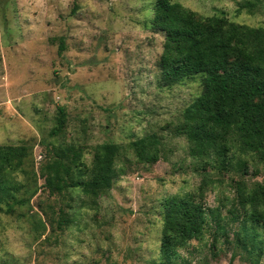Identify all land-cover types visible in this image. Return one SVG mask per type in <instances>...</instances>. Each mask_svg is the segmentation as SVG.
Wrapping results in <instances>:
<instances>
[{
    "label": "rangeland",
    "instance_id": "1",
    "mask_svg": "<svg viewBox=\"0 0 264 264\" xmlns=\"http://www.w3.org/2000/svg\"><path fill=\"white\" fill-rule=\"evenodd\" d=\"M155 1L0 0V145L29 148L25 173L14 174L17 191L0 193V264H163V203L191 194L214 214L174 264H229L232 256L233 264H264V229H245L231 213L237 184L264 186V161L243 157L245 173L237 162L189 156L175 130L201 77L158 83L164 37L150 27ZM173 1L202 17L264 28V0ZM60 108L66 126L54 136ZM151 135L160 158L144 163L131 144ZM104 143L119 147L109 191L49 192L41 170L52 149L74 146L88 169ZM61 209L70 220L63 230L51 224Z\"/></svg>",
    "mask_w": 264,
    "mask_h": 264
},
{
    "label": "trees",
    "instance_id": "2",
    "mask_svg": "<svg viewBox=\"0 0 264 264\" xmlns=\"http://www.w3.org/2000/svg\"><path fill=\"white\" fill-rule=\"evenodd\" d=\"M249 3L243 8H247ZM150 27L164 37L157 61L161 87H171L195 76L201 77L200 95L182 113L176 136L186 139L188 154L196 160L218 161L222 165L237 162L248 170L243 157L258 156L264 161V28L233 22L224 16L202 17L173 0H156ZM64 49L61 43V50ZM52 135L66 126L64 108ZM144 163L159 160L158 139L146 136L131 144ZM119 147L104 143L94 148L91 168L81 169V153L74 146L52 149L53 154L41 170L52 194L80 188L84 194L98 196L113 185ZM29 157L26 145H0V193L10 198L18 189L14 174L25 173ZM203 198V192H201ZM191 194L170 197L163 203L160 260L174 264L178 249L199 239L214 211ZM237 212L233 222L262 226L264 229V186L237 184L234 199ZM14 202L6 213H13ZM243 211V212H242ZM70 222L61 209L51 224L63 230ZM222 228V227H221ZM223 229V228H222ZM255 238V237H253ZM264 255V239L257 248ZM232 256L230 263L233 264Z\"/></svg>",
    "mask_w": 264,
    "mask_h": 264
}]
</instances>
